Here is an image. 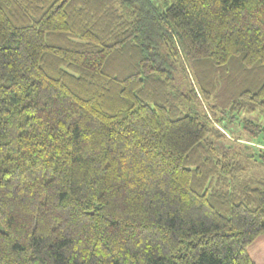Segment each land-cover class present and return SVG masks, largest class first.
I'll return each instance as SVG.
<instances>
[{
  "label": "trees",
  "instance_id": "obj_1",
  "mask_svg": "<svg viewBox=\"0 0 264 264\" xmlns=\"http://www.w3.org/2000/svg\"><path fill=\"white\" fill-rule=\"evenodd\" d=\"M264 0H0V264H253Z\"/></svg>",
  "mask_w": 264,
  "mask_h": 264
},
{
  "label": "crops",
  "instance_id": "obj_2",
  "mask_svg": "<svg viewBox=\"0 0 264 264\" xmlns=\"http://www.w3.org/2000/svg\"><path fill=\"white\" fill-rule=\"evenodd\" d=\"M253 264H264V236L255 239L247 248Z\"/></svg>",
  "mask_w": 264,
  "mask_h": 264
},
{
  "label": "rangeland",
  "instance_id": "obj_3",
  "mask_svg": "<svg viewBox=\"0 0 264 264\" xmlns=\"http://www.w3.org/2000/svg\"><path fill=\"white\" fill-rule=\"evenodd\" d=\"M160 10H164L170 3V0H151Z\"/></svg>",
  "mask_w": 264,
  "mask_h": 264
}]
</instances>
